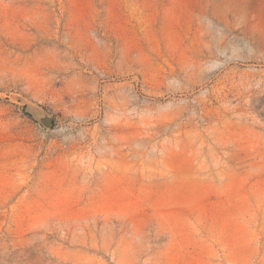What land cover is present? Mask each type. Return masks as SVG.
<instances>
[{"label":"rangeland","instance_id":"374dc122","mask_svg":"<svg viewBox=\"0 0 264 264\" xmlns=\"http://www.w3.org/2000/svg\"><path fill=\"white\" fill-rule=\"evenodd\" d=\"M0 264H264V0H0Z\"/></svg>","mask_w":264,"mask_h":264},{"label":"water","instance_id":"95a60500","mask_svg":"<svg viewBox=\"0 0 264 264\" xmlns=\"http://www.w3.org/2000/svg\"><path fill=\"white\" fill-rule=\"evenodd\" d=\"M35 118L38 120V122L45 128V129H51L53 124V119L51 116H49L45 110L42 108H38L37 112L35 114Z\"/></svg>","mask_w":264,"mask_h":264},{"label":"bare ground","instance_id":"6f19581e","mask_svg":"<svg viewBox=\"0 0 264 264\" xmlns=\"http://www.w3.org/2000/svg\"><path fill=\"white\" fill-rule=\"evenodd\" d=\"M211 55V51H207L206 54L203 55V57H209ZM218 71V69H215L214 73Z\"/></svg>","mask_w":264,"mask_h":264}]
</instances>
